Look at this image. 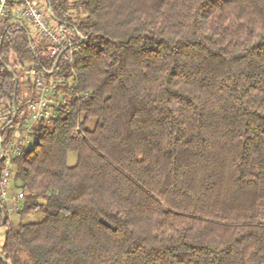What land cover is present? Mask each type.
Here are the masks:
<instances>
[{"label": "trees", "instance_id": "16d2710c", "mask_svg": "<svg viewBox=\"0 0 264 264\" xmlns=\"http://www.w3.org/2000/svg\"><path fill=\"white\" fill-rule=\"evenodd\" d=\"M39 1L82 36L48 60L4 25L2 144L30 64L67 101L13 160L14 213L43 217L0 207V264H264V0Z\"/></svg>", "mask_w": 264, "mask_h": 264}, {"label": "built area", "instance_id": "2783aa9c", "mask_svg": "<svg viewBox=\"0 0 264 264\" xmlns=\"http://www.w3.org/2000/svg\"><path fill=\"white\" fill-rule=\"evenodd\" d=\"M6 22L9 25L28 24L43 37L50 39L52 43L45 50L48 60L56 59L62 49L71 46L77 37L82 36L65 27H54L39 0H0V43ZM25 76L31 83V91L23 97L22 115L26 113L27 118L23 129L16 131L5 144H2L4 138L2 125L12 118V111L5 107L0 98V207L5 209L7 216L25 199V193L13 186L14 158L24 153L33 143L34 125L43 120H52L57 115L56 107L65 105L67 101L66 98L60 99L55 96L56 93H65L59 86L60 78L57 75L48 80L44 69L37 64H30ZM77 88V85L71 86V90ZM6 213L3 214L4 217Z\"/></svg>", "mask_w": 264, "mask_h": 264}, {"label": "rangeland", "instance_id": "374dc122", "mask_svg": "<svg viewBox=\"0 0 264 264\" xmlns=\"http://www.w3.org/2000/svg\"><path fill=\"white\" fill-rule=\"evenodd\" d=\"M32 31L35 32L36 30L32 28ZM77 154L75 152H70L68 155V162L70 164H75L77 162ZM0 168H1V163H0ZM14 213V212H13ZM12 213V214H13ZM9 217V216H8ZM43 217V215L39 212L32 211L30 213H27L23 216V219L20 218L19 215L14 216L15 222H19L20 220H24L25 222H30V221H36L39 220ZM8 226L1 224L0 225V245L3 243L4 238H5V232L7 230Z\"/></svg>", "mask_w": 264, "mask_h": 264}, {"label": "water", "instance_id": "95a60500", "mask_svg": "<svg viewBox=\"0 0 264 264\" xmlns=\"http://www.w3.org/2000/svg\"><path fill=\"white\" fill-rule=\"evenodd\" d=\"M6 31H7V28L4 30L3 38H4V36H5ZM3 38H2V41H1V43H0V48H1V45H2V42H3ZM8 68H9L10 70H12V68H11L10 66H8ZM15 103H16V101H14V104H15ZM15 110H16V107H15Z\"/></svg>", "mask_w": 264, "mask_h": 264}, {"label": "crops", "instance_id": "0c3cea01", "mask_svg": "<svg viewBox=\"0 0 264 264\" xmlns=\"http://www.w3.org/2000/svg\"><path fill=\"white\" fill-rule=\"evenodd\" d=\"M14 211H15V210H14ZM14 211H12V212L9 214V217H8V218H10L11 220L14 219V218H13L14 216H16V214L13 213ZM12 213H13V214H12Z\"/></svg>", "mask_w": 264, "mask_h": 264}]
</instances>
